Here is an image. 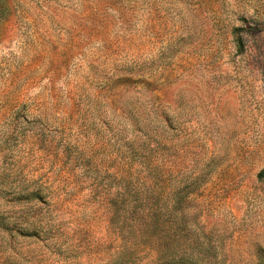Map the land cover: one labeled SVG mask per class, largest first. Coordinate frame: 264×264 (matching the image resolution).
Returning a JSON list of instances; mask_svg holds the SVG:
<instances>
[{"label": "rangeland", "instance_id": "rangeland-1", "mask_svg": "<svg viewBox=\"0 0 264 264\" xmlns=\"http://www.w3.org/2000/svg\"><path fill=\"white\" fill-rule=\"evenodd\" d=\"M0 264H264V0H0Z\"/></svg>", "mask_w": 264, "mask_h": 264}, {"label": "trees", "instance_id": "trees-1", "mask_svg": "<svg viewBox=\"0 0 264 264\" xmlns=\"http://www.w3.org/2000/svg\"><path fill=\"white\" fill-rule=\"evenodd\" d=\"M132 144H133V142L131 141V143H129L128 145L133 146ZM128 145H125V146H128ZM142 163H144V162H142ZM126 164H130V163L121 162V166L123 168L120 169V171H119L120 181H119L118 185H119L120 194L123 197L131 196L133 198H138V196H140V194H141L142 186H145V185H143V183H145V181L141 180L139 184H136L132 188L130 177L132 176L134 178V175H132V173H133L132 169L133 168L131 165L126 166ZM149 186H148V189L150 190V192L148 191L149 193H152L154 191L159 192L158 189L156 188L157 186L156 187L154 185H152L150 187ZM158 188H160V186ZM34 196L39 197V192H35Z\"/></svg>", "mask_w": 264, "mask_h": 264}]
</instances>
